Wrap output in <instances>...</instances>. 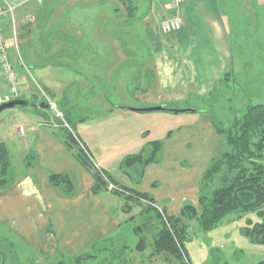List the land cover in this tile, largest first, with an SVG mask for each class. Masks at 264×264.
<instances>
[{
  "label": "rangeland",
  "instance_id": "obj_1",
  "mask_svg": "<svg viewBox=\"0 0 264 264\" xmlns=\"http://www.w3.org/2000/svg\"><path fill=\"white\" fill-rule=\"evenodd\" d=\"M262 1L264 3V0H258L259 3ZM128 3L135 5V10L127 9ZM240 6L241 10L246 8L244 3ZM146 7L147 0H98V4L86 5V14L79 19L80 27L88 32L85 35L97 41V50L86 39L85 53L93 55L95 51L97 55L81 60H69L56 54L59 48L55 42H62V32L69 35L72 25L54 32L59 26L54 22L44 30L40 42L34 34L25 44L26 38L20 36L16 24L15 7V33L10 27L11 36L9 28L6 35L9 59L18 74L19 92L28 101L33 98L26 95L31 94L48 98L64 115L63 121L68 125H60L52 110L40 108L43 111L39 113L32 105L6 108L0 112V141L7 145L11 169L16 177L9 188L0 190V252L7 256L5 264H77L75 258L83 252L94 257L80 264H264V244L250 241L241 232L247 219L258 220L254 213L231 215L209 230H200L194 219L179 222L182 239L179 255L164 247L156 250L154 243L162 228L160 219L165 213L162 206L168 201L165 209L170 215L178 214L184 205H196L204 170L214 156L226 150L224 137L212 124L211 114L218 126L225 129L232 119L241 117L246 105L264 103V32L255 35L253 44L243 47L241 56L236 51L233 53L236 59L234 70L224 74L208 93L192 96L183 95L180 90L172 92L176 95L168 94L173 102L165 103L166 106L190 107L199 111L130 113L135 117H126L125 112L118 110L109 113L106 108L97 106V100L106 95L114 103L121 99L118 95L128 91L125 92L128 97L123 99L130 98L136 103L137 99L130 95L144 79L147 92L153 94H149L150 97L156 98L168 91H162L151 76V56L161 43L162 35L166 37L169 34L161 35L157 29L159 18H150V9L144 17ZM257 10L260 13V7ZM242 20L245 18L237 21L239 25H242ZM261 30L264 31V27ZM239 43L247 45L243 40ZM120 52L124 57L118 58ZM241 57V60L246 59L244 63L239 61ZM142 73H145V78L138 81V74ZM112 75L114 77L108 81ZM0 79L6 95L8 88L1 76ZM7 100L11 99L6 97L3 101ZM70 116L69 121L67 118ZM44 119L51 127L48 128L55 131L56 139L62 140L66 129L72 137L75 136L77 143L83 145L94 166L111 172L119 179H122L118 176L119 166L125 157L138 153L146 140L159 139L163 162L160 166L148 167L137 184L140 189L161 193L157 196L159 203L145 200L135 203L124 199L108 187L113 184L108 182L106 189L101 191L120 197L117 199L121 201L120 209L126 218L121 229L116 230L117 236L101 241L105 237L91 239L96 232L88 235L69 232V224L79 231L75 226L80 227L87 221L103 232L109 220L103 219L99 208L95 211L83 208L87 201L82 198L80 190L84 177L90 178V174L78 164L72 148L51 146L52 138L45 134L48 133L43 130L45 127L40 128L43 132L33 127ZM32 153L36 156L34 160L27 158ZM28 160L30 167L26 166ZM136 166L139 165L126 167L131 174V179H125L128 184L138 179ZM62 172L70 177L74 186L71 195L65 194L66 200L56 196L58 191L57 194H62L60 188L63 190V187L46 189L48 175ZM37 191L43 192L41 196L48 204L45 210L38 208L40 194ZM73 195H76L75 199H71ZM149 206L157 210L146 209ZM117 211L114 205L110 209V213L115 215ZM155 211L161 218L156 217ZM71 237L74 238L67 240ZM142 240L141 248L137 243ZM123 245L127 248L121 249Z\"/></svg>",
  "mask_w": 264,
  "mask_h": 264
},
{
  "label": "crops",
  "instance_id": "obj_2",
  "mask_svg": "<svg viewBox=\"0 0 264 264\" xmlns=\"http://www.w3.org/2000/svg\"><path fill=\"white\" fill-rule=\"evenodd\" d=\"M7 1H9L16 7V24L17 26H19L20 36H25L26 38L25 44L31 41L30 38L33 37L34 34L38 38V42H40L41 40L39 39L43 37V34L45 33L44 30L47 29L50 24L55 22L57 23L56 25L59 26L54 29V32L60 27L64 28L68 26L70 28V26L72 25L73 28L69 30V35L65 32H62L64 34V37H62V42H55L56 46L59 48L58 52L56 53L57 55H59L60 57L63 56L64 58L69 60H81L84 57L87 58L88 56H92L93 58L97 55L95 51L93 52V55H91V53H85V40L87 39L88 41L92 42L95 47L97 46V41L94 42V38L92 36L85 35L88 34V32L86 30H83L82 27H80L79 19H82L83 15L86 14L84 7L86 5L92 6L98 4V0H58V2L57 0ZM101 1L107 2L108 0ZM236 1L183 0L181 6L178 9V14L179 16H181L180 18H182L181 29L178 32L166 36L168 38H166L161 33V45L159 44L158 46H156L155 52L151 56V65L153 72L151 76H154L155 84L162 91L166 92L168 90L170 93H168L167 91L165 94H159L156 98L152 96L150 97L149 94H153L147 92L148 88L144 82L145 73H142L141 75L138 74L139 76L137 77V80L141 81L142 78L144 80L138 83V85L135 87V92L131 93L129 91V93H131L130 96H132L133 99H137L138 102L133 103L131 102L130 98L123 99L125 98V96L128 97V95L125 93H128V91H123V93H121L120 95L117 94L118 98L121 99H118V101L114 103L111 102L106 95H104L103 98L100 96V100H97V106L101 107L102 109L106 108L105 110H107L109 113L118 110L125 112L126 117H135L130 113L140 112L130 110L127 107H149L154 105H165V103L171 104V102H173V98H171L172 96L168 94H174L172 92H178L180 90L182 92L181 94L192 96H203L204 93H208L211 88L215 86L218 80L222 76H224V74H230L234 70L236 65V59L233 57V53L236 51V53H238L237 55L241 56V50L243 49V47L248 46L250 43L253 44V38L255 37V35L264 32L263 30H261V28L264 27L263 1L261 3H259L258 0ZM242 3H244L246 7L243 10H241L240 6V4L242 5ZM73 7L74 10L71 9ZM259 7L260 13L257 10ZM149 9L152 12V16L150 15V18L156 16L160 19L163 16L172 14V10H168V8L166 7L165 0H147V7L144 10L143 14L144 17H146V15L149 13ZM238 13H241L242 15H239ZM241 17H244L245 20H242V25H239L237 21H241ZM157 29H159L158 25ZM97 32L98 31L95 32V36ZM8 34L9 36H11L12 34L10 29L8 30ZM103 37L104 35L102 36V38ZM127 37L129 38V36ZM242 40L245 41L247 45L240 44L239 42ZM135 41L138 44V41L136 39ZM81 43L83 45H80ZM95 49L97 50V47ZM122 57H124L123 53L120 52V56L118 58ZM241 59L242 57L239 61H241L242 63H244L246 60ZM113 77L114 75H112L108 79V81L111 80ZM115 77V79H118V75H115ZM20 95L21 93L19 92L18 97H20ZM34 95L35 94L26 96L34 98ZM21 97L25 99V96L23 97L21 95ZM5 98V90L3 85L1 84L0 103L5 100ZM35 98L39 99L40 97L38 96ZM104 102H106V104H104ZM35 110L39 113L41 112L39 108H35ZM67 119L70 121L71 116ZM46 123L47 121L46 119H44L42 121H38L36 125L34 124V126H32L38 129H40L41 127H45L43 130L45 131L46 129L48 131V133L45 134H47L49 138H52L50 145L53 147L58 145L65 148L67 146L65 138L63 137L62 140L56 139L54 137L55 131L51 130L50 125ZM43 130L40 129V131L38 130V132H43ZM143 136L145 137V133L143 134ZM167 136H169V133H167ZM153 140H146L139 152L143 150L144 146L148 142ZM168 141H170L169 137ZM161 154L162 149L156 161H151L143 166H136L138 179L132 181V184H128L126 182L127 180H125L127 178L131 179V174L126 170V167H122V163L119 166L120 174H118V176H120V178L122 179H119L111 172H108L103 168L102 169L107 172L108 175L111 176L112 179H114L120 185L129 188H134L140 192L148 193L154 199V201L159 203L157 196H161V193H152L151 191L140 189L139 185L137 184H139V182L141 181V178L143 177V174L148 167H154V165L160 166L162 164L163 160ZM78 164L82 166L79 162ZM82 167L85 168L84 166ZM87 173L88 175L90 174V178H87V176L84 177L86 179L84 181L83 187L80 190V192L82 193V198L87 201V205L83 206V208L92 209V211H95L99 208L102 212L103 219L109 220V222L106 224L107 227H105L103 232L97 229V227L93 226L90 221L83 223L80 227L75 226L76 228H78L79 231H76L73 227H71V224H69V232L74 233V235L78 233L88 235L89 233L93 234V232H96L93 238L91 239H96L98 236L108 238L115 234L117 235V233H115L116 230L121 229V226L124 222L123 220L126 219L125 217H123V213L120 209L121 201L117 199L118 196L106 191H99L97 193L93 192V177L89 171ZM52 186L53 185L48 182V186L46 189H53ZM57 189L59 190V188ZM73 189L74 186L70 195L73 193ZM60 190L62 191H60V193L62 194H57L59 193L58 191L56 193V196L59 199L66 200V193L61 188ZM16 191L19 193L18 190ZM37 193L40 194V205L38 208L41 207V209H47L48 204L44 203V199L41 196L43 192L37 191ZM73 196L71 199L76 198V195ZM161 199L165 200L167 198L162 197ZM168 204L169 203L167 201V205H163L162 207L165 209ZM113 205L118 210L117 215H115V213H110V209L111 207H113ZM73 238L74 237H71L70 239L67 238V240H72Z\"/></svg>",
  "mask_w": 264,
  "mask_h": 264
},
{
  "label": "trees",
  "instance_id": "obj_3",
  "mask_svg": "<svg viewBox=\"0 0 264 264\" xmlns=\"http://www.w3.org/2000/svg\"><path fill=\"white\" fill-rule=\"evenodd\" d=\"M126 8L133 11L136 6L128 3ZM41 101L45 102L41 97L39 99L34 97L31 100L34 103ZM39 110L43 111L40 108ZM211 121L216 131L223 135L226 150L214 156L204 170L196 205H184L178 214L170 215L163 208L164 218L160 219L162 228L159 230L157 238L154 239L156 250L164 247L179 255L182 242L179 235L181 228L179 222L183 223L188 218L194 219L200 230H209L226 217L245 213H254L259 218L254 222L247 219L241 232L250 241L264 244V103L246 105L241 117L232 119L229 127L225 129L218 126L213 114H211ZM65 132L64 138L67 146L74 150L78 162L93 177V192L105 190L106 183L112 182L116 187L115 193L124 199L133 200L135 203H141V200L152 204L155 202L148 193L120 185L103 169L94 166L83 145L80 142L77 143L75 136L72 137L66 129ZM160 151L161 142L159 140L150 141L139 153L126 156L122 167L136 164L143 166L151 161H156ZM34 156L35 154L27 156V158L34 160ZM26 166H31L30 160ZM15 179L7 145L0 141V190L9 188ZM48 182L53 186L63 187V191L67 194L72 192L73 184L66 173H51L48 175ZM212 186L214 187L212 188ZM146 209L157 210L150 206ZM155 212L156 217L161 218L159 213ZM116 236L113 235L101 241H109ZM142 243L143 240L137 243V246L142 248ZM125 248L127 246H121V249ZM6 257L3 252H0V264L6 263ZM89 257L94 256H91L89 252H83L75 258V263L80 264Z\"/></svg>",
  "mask_w": 264,
  "mask_h": 264
},
{
  "label": "built area",
  "instance_id": "obj_4",
  "mask_svg": "<svg viewBox=\"0 0 264 264\" xmlns=\"http://www.w3.org/2000/svg\"><path fill=\"white\" fill-rule=\"evenodd\" d=\"M183 0H165L166 7L169 10L175 11V13L163 16L158 21L159 30L162 34H172L178 32L182 27V21L178 14V9L181 6ZM15 6L7 0H0V76L3 78L4 83L8 88V94L6 97L9 99H15L19 96L20 84L18 81V74L14 63L9 59V47L7 45L8 37L6 35L7 28L13 30L15 33L14 25L15 20L13 17ZM45 97V96H44ZM44 101L48 104V109L54 112V117L59 119V124L67 126L63 121V114L58 110L55 103L51 102L48 98H44ZM23 130L22 126L20 127ZM106 179V177H104ZM110 183V182H109ZM109 188L116 189L115 185L109 184Z\"/></svg>",
  "mask_w": 264,
  "mask_h": 264
},
{
  "label": "water",
  "instance_id": "obj_5",
  "mask_svg": "<svg viewBox=\"0 0 264 264\" xmlns=\"http://www.w3.org/2000/svg\"><path fill=\"white\" fill-rule=\"evenodd\" d=\"M24 105H32L34 108H42V109H48V104L45 102L41 101L38 103H34L31 101H28L24 98H15L7 101H3L0 103V112L6 108H17L19 106H24ZM130 110L136 111V112H150V111H164V112H174V113H181V112H196L199 111L198 109L194 108H184V109H178L175 107L171 106H166V105H155V106H149V107H132L129 106L127 107Z\"/></svg>",
  "mask_w": 264,
  "mask_h": 264
}]
</instances>
